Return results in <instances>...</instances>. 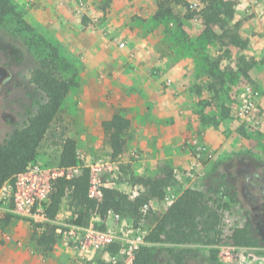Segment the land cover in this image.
I'll use <instances>...</instances> for the list:
<instances>
[{
  "label": "rangeland",
  "instance_id": "rangeland-1",
  "mask_svg": "<svg viewBox=\"0 0 264 264\" xmlns=\"http://www.w3.org/2000/svg\"><path fill=\"white\" fill-rule=\"evenodd\" d=\"M13 1L25 12L24 18L34 27L36 34L43 36L49 43L58 47L61 55L73 66L70 72H74L75 85L66 98L52 131L56 134L55 137L65 135L77 140L79 157L91 167L92 180L97 189L110 185L130 195L138 190V196L140 192L144 191V186L137 179L153 176L162 164L169 165L175 177L174 184L167 187L166 193L177 187L182 188L183 193L189 188L209 191L211 187L217 186L223 174H236L238 168L242 169L245 174L256 175L255 181L257 182H260L262 178L264 179V50L260 59H252L254 57L246 59L245 53L252 46L247 45L245 49L242 48L243 50L232 48L229 45L228 37L222 35L221 29H217V35L214 38H205L202 35L201 16L205 6L204 2L201 0H183L182 3H175L171 0ZM193 1H198L200 8L192 9L190 4ZM234 1L235 16L228 25L232 34H238L242 37L239 33L241 18L238 19L237 15L242 11L244 12V7L247 8L245 10H249L246 12L248 15L245 18H250L251 23L261 22L264 24V11L260 14L252 11L255 7H263L264 10V0ZM65 12H69L71 18ZM191 12L194 15L189 18L188 14ZM110 19L118 20V23L121 24L122 31L116 33L118 30L116 29L114 35H118L116 38L119 41L118 47L125 53L124 68H126V72H136L142 66V61L152 59L153 63L149 67V71L156 75L159 74V76H166V72L174 67V63H180L184 59H192L196 69L200 72V76L205 74L210 77L209 83L204 80L201 83H195L196 85L200 84L201 88L200 91L194 92L196 95H182L183 103L197 106L196 113L201 123L212 126L213 132L218 134L216 137H220L221 140L218 148L212 149L213 158L198 164L196 178L190 179L185 174L188 164L193 159L190 149L191 159L186 166H173L168 159L159 158L157 161H148V155L153 154L150 151L146 152V149L140 145L142 137L133 134L136 123L134 115L131 119L133 124L126 133L125 150L117 159L112 158L108 140L103 133H100L97 124L100 120L97 119V123L94 124L90 119L86 106L91 99L87 91L89 88L93 89L94 86H96V88L94 87L95 90H99L100 87L102 89L104 85L108 84L107 80L112 75L110 73L112 71L97 67L94 69V76L92 77L87 69L88 64H91L93 52L90 54L87 46L94 37L114 42L115 36L110 37V33L113 32L109 29L108 21ZM16 28H18L17 25L12 22L0 26V62L8 66L16 77L15 82L0 95V140H3L16 128L22 127L28 115L37 109L38 102L44 97L43 92L30 82L29 72L38 65L39 56L45 55L47 48L41 40L30 48L28 46L30 36ZM150 46L158 54L151 53ZM141 47L146 48L147 51H141ZM141 54L142 57L140 58ZM136 60L139 62L136 63ZM157 61L160 62L159 66L162 71L160 69L156 71ZM250 67H252L251 71L254 69L262 79L258 80L253 77L248 72ZM165 81L172 83L173 80L166 77ZM95 83L98 85H94ZM205 86L206 91H211L209 94L203 92ZM248 86L253 87L257 96L258 102L253 116L259 122L260 127H254L251 123L246 125V122L242 123L237 117L241 97ZM214 87L215 90L212 89ZM101 91L102 93H98L97 98H94L99 105L110 108L107 110L113 108L124 110L112 105L111 100L114 91L111 88ZM177 97L179 96L175 95V98ZM208 105H213L218 109L217 117L212 118L204 113V108ZM234 112L236 115L233 114ZM231 119L236 122L234 127L222 128L220 126L224 121L231 122ZM196 133L190 139L194 137L201 139V132ZM240 138L246 140L247 146L244 147L240 143ZM52 139H50L48 146L43 147L40 151L39 159L46 168L50 169L51 174H55L61 168L56 163L58 147L52 143ZM136 151L141 154V158L137 159L133 156ZM247 151L253 152L258 158H262L260 160L263 161V164L258 168H254L252 165H239V160L236 158L237 154ZM143 160L146 161L143 163ZM236 162L237 168L233 166ZM175 169L178 170L177 173H175ZM65 172L69 176H73L79 171L75 168H69ZM227 179L233 181L234 177H227ZM236 183L241 186L240 191L244 189L251 199L257 198L255 188L251 186V183L243 179H239ZM12 186L14 187L15 183L10 182V186L0 191V228L5 230L6 228L9 229L12 224V226L16 224L21 231L20 223H24L29 228L30 218L15 211V202L9 195ZM156 203L157 207L152 210L145 224V244L143 246H155L157 250H164L163 248L170 245L162 242H151L147 239L170 206L163 204V201H156ZM260 204L264 206V200L260 201ZM73 211L68 200L65 199L59 214L52 221L57 226V240L52 249H49L51 251H46L48 249L38 244L39 234L37 232L39 231L36 229L31 230L27 237L17 235V232L10 234L2 231L3 236H0L2 240L26 249L0 250V264H27V259H33L36 252L52 257V260L47 264H77L78 261L84 263L80 255L84 256L89 250L97 253L96 257L89 259V264L131 263L125 262L123 257L117 262L108 260L107 255L118 253L120 248L117 241L111 237H108L103 247L95 248L91 245L89 249L76 251L78 253L75 254H71L70 250H55L67 246L63 243L62 233L58 229L61 232L70 229L73 224ZM243 211L244 207L237 204L230 212L224 213L223 223L228 226L244 225L246 217ZM93 216L92 220L98 219L97 215L94 214ZM137 216L136 214H123L122 218L125 222L131 223ZM105 224L109 229V224ZM256 227L257 225H253L251 230L258 241V245L237 246L229 240H223L216 245L189 244L178 246L179 249L188 248L192 250L191 253L185 255L183 264H206V258L210 255L209 250L211 249L219 250V259L223 264H240L242 259L247 260L248 264H264V218L259 227ZM113 233L116 236L120 235L121 230L115 228ZM28 244H31L32 248ZM58 255H63L62 262L58 259ZM169 260L172 263H169ZM35 261L38 264V261ZM158 261L161 264H174L171 257L167 258L161 252H158Z\"/></svg>",
  "mask_w": 264,
  "mask_h": 264
},
{
  "label": "trees",
  "instance_id": "trees-1",
  "mask_svg": "<svg viewBox=\"0 0 264 264\" xmlns=\"http://www.w3.org/2000/svg\"><path fill=\"white\" fill-rule=\"evenodd\" d=\"M182 3L183 0H171ZM205 3L202 9V35L211 39L221 29L222 35L228 37L232 48H244L245 40L229 30V21L235 16L234 0H201ZM25 12L13 0H0V26L12 22L20 32H26L30 39L28 46L32 48L38 41H43L47 48L45 55L39 56L38 65L29 72L30 82L40 89L44 97L37 104V109L30 113L22 127L16 128L11 134L0 140V191L5 183H15L16 176L25 172L35 161L51 138L58 149L57 166L61 169L78 168L79 172L71 177L67 174L53 179L52 190L46 210L50 221L39 234L38 244L45 249H52L57 240V226L52 222L60 212L65 199L73 208L72 223L81 226H92L97 230H107L105 217L108 210H114L122 215H138L142 204L154 199L161 202L167 187L175 182L172 168L167 164L158 167L153 176L141 177L137 181L144 186V191L133 198L129 193L116 187L105 185L100 187L101 197L91 195L92 169L78 154L77 140L62 135L55 137L52 131L59 112L75 85L72 64L61 55L59 48L49 43L43 36L36 34L34 27L24 18ZM193 12L188 14L191 18ZM71 74V75H70ZM103 130L108 138L111 156L117 159L125 150L126 133L131 121L121 110H115L112 117L102 122ZM55 137V138H54ZM239 165H252L254 168L263 164L262 158L247 151L237 154ZM237 162L233 166L237 168ZM232 167V166H231ZM230 167V168H231ZM241 175V176H240ZM233 176V181L227 177ZM256 175L245 174L237 169L236 174H223L219 183L209 191L189 188L173 202L161 216L153 231L147 237L151 242L167 243L170 246L157 250L155 246H142L135 254L130 264H161L158 252L165 257H171L174 264H183L186 254L192 250L178 248L189 244L216 245L223 240H229L237 246L258 245L252 232L253 225L263 222L264 179L255 181ZM239 179L251 183L255 188L257 198H252L237 185ZM239 184V183H238ZM244 199V200H243ZM246 199V200H245ZM237 204L244 207L246 217L244 225L228 226L223 223L224 213L230 212ZM98 219L92 220L93 215ZM206 264H223L219 259V250H209ZM169 263H172L169 260Z\"/></svg>",
  "mask_w": 264,
  "mask_h": 264
},
{
  "label": "crops",
  "instance_id": "crops-1",
  "mask_svg": "<svg viewBox=\"0 0 264 264\" xmlns=\"http://www.w3.org/2000/svg\"><path fill=\"white\" fill-rule=\"evenodd\" d=\"M243 9L244 12L242 11L239 15H237L238 19L241 18L239 21V33L242 36V40L245 39L247 45L252 46L250 50L245 53V57L246 59L254 57L252 59L258 60L264 50V24L261 22L251 23L250 18H245L248 15L246 12L249 10H245L247 9L245 7ZM253 10L256 11L257 14L264 11L263 7H255L252 11ZM65 13L69 18H71L69 12ZM108 23L111 27H109V29L113 31L112 34L110 33V37L115 36L113 38L114 42L112 43L111 41L94 37L91 43L88 44L89 46H87L90 54L93 52V58L90 60L91 64H88L89 67L87 69L91 73L92 77L94 76V69L97 67H101L107 71H112L110 72L112 75L107 80L108 84L104 85L102 89L100 87L99 90H95L96 86H94V90L89 88L87 91L91 100L86 106V110L94 124L100 120V122L97 123L100 128V133H103L108 140L103 130L102 122L112 117L115 108L107 110L110 108H107L104 105H99L94 98H97L98 93H102L101 90L106 91L107 88H111L114 91L113 98L111 100L113 103L112 105H116L118 108L121 107L124 109V112L122 111V113L129 118L130 121L132 119V115L135 116L136 123L133 134L140 135L142 137L140 145L146 149V152L150 151V153L153 154L150 156L147 154L148 161H157L159 158L168 159L173 166H186L191 159L186 142L190 140L191 136L197 134L196 132L199 131L201 132V139H203L211 149L216 150L221 142L220 137H216L218 134L213 132L212 126L201 123L200 118L196 113V109H198L197 106H192L189 103H187V105L184 104V98L182 96L186 94L196 95L194 92L196 90L200 91L201 88L200 84L196 85L195 83H201L202 80L209 83L208 81L210 80V77L205 74L200 76V72L196 69L195 62L192 59H184L180 63H174V67L166 72V76H159V74L156 75L149 71V67L153 63L152 59H145V62L142 61V66H140L136 72H126V68H124L125 53L120 49V47H118L119 41L118 39L116 40L118 35H114L116 29L119 30H117L116 33H120L122 31L121 24L118 23V20L115 21L111 19ZM89 34L92 36L90 32ZM246 46L243 49H245ZM149 48L151 53L158 54V52L153 51L151 46ZM142 50L147 51L146 48L144 49L141 47V51ZM98 56H100V58H98ZM141 57L142 54L140 58ZM137 61L138 60H136V63ZM157 63L158 65L155 68L157 69L156 71H159L160 62L157 61L156 64ZM251 69L252 67L248 69V72L251 73L253 77L258 80L262 79V77H259V74L256 73L254 69L252 71ZM160 70L162 71V69ZM166 77L170 80L172 79V83H168L166 81L164 82ZM94 85L98 84L95 83ZM212 89L215 90V87ZM203 92L209 94L211 91H206L205 86ZM175 95H178L179 97L175 98ZM217 112L218 109L213 105H208L204 108V113L212 118L217 117ZM233 114L236 115L235 112ZM132 124L133 123L131 121V125ZM234 125H236V122L231 119V122L224 121L220 126H222V128H227L230 126L234 127ZM240 143H242L244 147L247 146L246 140L242 138H240ZM146 160H143L142 162L144 163ZM13 221L15 220L13 219ZM20 224L22 228L21 231H19L16 224L15 226H12V224L9 229L6 228L5 230H2L0 228V236H3L2 231H5L10 234L17 232V235L19 234L27 237L31 230L33 231V229H36L31 225V219L29 222V228L24 223ZM45 224L41 225L43 230L45 229ZM41 232L42 231H39L37 234H40ZM28 245L29 247L31 246V244ZM25 249L2 239L0 240V250ZM55 250H70L71 252H69L71 254L78 253L69 246ZM96 254L97 253L93 250L87 251L84 256L80 255V257L83 258L84 263L78 261L77 264H89V259L96 257ZM58 259L62 262L63 255H58ZM35 260L38 261V264H47L52 260V257L50 258L46 254L44 255L43 253L36 252L35 255H33V259H27V264H36Z\"/></svg>",
  "mask_w": 264,
  "mask_h": 264
},
{
  "label": "built area",
  "instance_id": "built-area-1",
  "mask_svg": "<svg viewBox=\"0 0 264 264\" xmlns=\"http://www.w3.org/2000/svg\"><path fill=\"white\" fill-rule=\"evenodd\" d=\"M192 9L200 8L198 1H193L190 4ZM257 96L252 86H248L246 92L241 97L240 104L237 110V117L241 122L251 123L254 127H260L259 122L254 119L253 112L257 106ZM187 148L190 149L192 161L188 164L185 174L188 178L193 179L197 176L198 164L202 161H209L213 158V150L199 137H194L187 142ZM135 158H141L139 152H134ZM78 170V168H75ZM66 170L60 169L55 174L50 173V169L46 168L39 159V155L33 161L28 169L16 176L15 186L9 195L15 202V211L27 216L31 219V225L38 231H43L42 224L50 221L47 217L46 210L49 202V196L52 190V181L60 175L67 174ZM79 171V170H78ZM178 170L175 169V173ZM68 177H71L67 174ZM9 184V185H8ZM10 186L7 182L2 187V191ZM139 193L135 190L133 198ZM183 193L182 188L177 187L167 192L163 198V204L171 205ZM91 195L101 197L100 189L94 186L92 180ZM157 207L155 200L151 199L142 204L139 208V214L131 223L125 222L121 213L114 210H108L105 217V223L109 224L107 230H97L93 227L81 226L72 224L69 230H64L62 233L63 243L76 251L87 250L90 246L95 248L103 247L108 237L114 239L119 244L118 253H109L108 260L117 262L123 257L124 261L130 263L133 261L135 254L145 244V224L152 210ZM115 228L121 230L120 235H115ZM240 264H248V261L242 259Z\"/></svg>",
  "mask_w": 264,
  "mask_h": 264
},
{
  "label": "flooded vegetation",
  "instance_id": "flooded-vegetation-1",
  "mask_svg": "<svg viewBox=\"0 0 264 264\" xmlns=\"http://www.w3.org/2000/svg\"><path fill=\"white\" fill-rule=\"evenodd\" d=\"M1 63V62H0ZM3 66H5L8 70H9V76L5 79V81L3 82V84L0 87V95L5 92V90L8 88V86H10L11 84H13L16 80V77L13 73V71L6 65H4L3 63H1Z\"/></svg>",
  "mask_w": 264,
  "mask_h": 264
},
{
  "label": "water",
  "instance_id": "water-1",
  "mask_svg": "<svg viewBox=\"0 0 264 264\" xmlns=\"http://www.w3.org/2000/svg\"><path fill=\"white\" fill-rule=\"evenodd\" d=\"M8 76L9 70L0 63V87Z\"/></svg>",
  "mask_w": 264,
  "mask_h": 264
}]
</instances>
